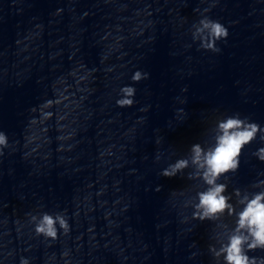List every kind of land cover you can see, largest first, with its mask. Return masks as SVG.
Instances as JSON below:
<instances>
[{"label":"clouds","instance_id":"1","mask_svg":"<svg viewBox=\"0 0 264 264\" xmlns=\"http://www.w3.org/2000/svg\"><path fill=\"white\" fill-rule=\"evenodd\" d=\"M216 2L217 0H211L209 7H205L202 10L194 9V11L199 12V18L188 29L191 41L196 43L199 49L214 53L221 50L218 47V43L226 41L229 35L228 27L224 23L219 19H214L207 15L210 8L215 6ZM61 12V8H56L51 15L58 16ZM87 14L85 12L83 15L86 16ZM181 20L183 21V18ZM34 27L37 30L35 35L38 36L39 31L42 30V25L37 24ZM32 36L33 33L30 32L23 39L28 40ZM103 38L105 37H101V39ZM15 43L19 45L22 43V40L17 39ZM101 63H103V58H101ZM108 71H111V68ZM94 72V68L88 69L83 63L78 62L67 76L73 78L77 91L87 93L92 91V89L87 87V82ZM149 75L147 71L139 68L132 71L129 79L133 83L119 86L115 105L125 108L131 107L136 103V88L134 84L141 80H147ZM67 76L60 75L52 82V89L56 98L44 99L42 103L31 108L30 112L35 115H30L26 124V129L39 127L40 132L43 134L44 144L49 143L46 135L48 131L46 122L52 119L54 115L52 109L55 105L57 109L55 111V118L58 132L56 140L59 142L57 147L58 152L71 149L72 145H67L66 147L64 142L70 140L75 135L76 130L71 128L74 118L68 120V117L71 112L81 107L85 99L83 95L77 99L75 93L69 92V88L72 85L67 83ZM82 83L85 87H81ZM184 90L181 89V91ZM66 93L67 95H65ZM69 96L72 97L69 103L73 107L69 111L62 112L58 106L62 101L68 100ZM63 107L68 109L69 104L65 103ZM149 107L146 105L141 107L139 111L147 112ZM143 119V117H140L137 123H142ZM66 120H68V123H62V121ZM35 139L37 138L30 136L27 138L26 143H33ZM256 139L264 141V125L252 121L246 116L242 117L239 113L226 116L216 123V135L212 146L204 148L200 144H193L191 146L190 158L177 159L160 169L159 172V175L171 178L183 171L191 163L194 166V172L190 173L188 178L202 180L205 185L202 190L196 192L194 203L190 204L184 201L179 205L181 223H188L189 219L204 222L219 221L224 216L234 217L233 227L228 231L226 240L221 241L218 248L212 244L208 246V251L214 258H223V264H264V258L258 259L250 257L247 254L249 250L264 249V177L255 181L253 187L260 190L252 193L242 192L239 188H233L229 192L228 184L220 182L221 177L227 176L228 173H234L239 169L240 157L244 148ZM159 142V139H157L156 143L159 144ZM8 147L9 136L5 131L0 130V156L4 155V150ZM40 147V144H36L31 151L35 152ZM252 154L256 159L264 162V144L257 147ZM25 155H30V153H26ZM103 155L104 153L102 152L101 156ZM156 159H159V155H157ZM160 190V185L154 187V191L159 192ZM177 195L182 196L183 191L173 190L170 192V198ZM234 197L236 198L235 203H233ZM237 205L240 206L239 209H237ZM188 207L192 208L190 217L184 215L182 212V209ZM25 216L26 224L31 225V231L34 235L42 237L47 241H56L58 234L66 236L70 233L71 225L66 210L54 213L44 210H33L26 213ZM107 216L108 214L105 213L106 219ZM18 224L17 233L25 226L21 222H18ZM223 227L227 229V225H223ZM188 230L191 231V229ZM89 231L91 232L92 229L89 228ZM191 246H194V243ZM11 255V251L3 254V258H0V264H4V259ZM195 255L196 253H192V256ZM60 258L64 264H73L68 250L62 251ZM54 260L55 254L53 253L47 257L45 264H49V262H53ZM19 264H32L31 258L20 256Z\"/></svg>","mask_w":264,"mask_h":264}]
</instances>
